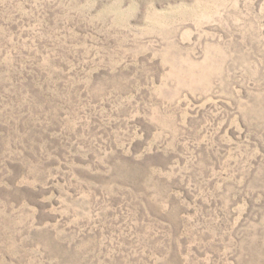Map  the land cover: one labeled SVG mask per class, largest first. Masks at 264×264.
Masks as SVG:
<instances>
[{
	"label": "rangeland",
	"instance_id": "374dc122",
	"mask_svg": "<svg viewBox=\"0 0 264 264\" xmlns=\"http://www.w3.org/2000/svg\"><path fill=\"white\" fill-rule=\"evenodd\" d=\"M0 264H264V0H0Z\"/></svg>",
	"mask_w": 264,
	"mask_h": 264
}]
</instances>
